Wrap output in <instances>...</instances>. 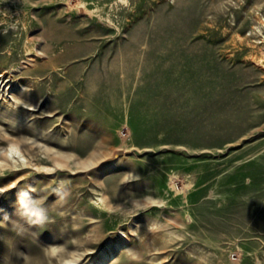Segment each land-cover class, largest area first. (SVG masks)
<instances>
[{"label":"rangeland","instance_id":"rangeland-1","mask_svg":"<svg viewBox=\"0 0 264 264\" xmlns=\"http://www.w3.org/2000/svg\"><path fill=\"white\" fill-rule=\"evenodd\" d=\"M261 49L264 0H0V264H264Z\"/></svg>","mask_w":264,"mask_h":264},{"label":"bare ground","instance_id":"bare-ground-1","mask_svg":"<svg viewBox=\"0 0 264 264\" xmlns=\"http://www.w3.org/2000/svg\"><path fill=\"white\" fill-rule=\"evenodd\" d=\"M215 32H217V30L215 28H213L210 32V35L206 37L208 39L210 55H213L212 56L213 58L216 57L215 61L224 65L225 66V67H223L224 69H229L230 64L235 65L236 63L240 64L243 68L245 66V62L242 61V57L240 55V54H242L243 49L239 48L238 50H236L234 52H231L228 54L225 53L228 51L227 49H225V46L228 45V42L227 41H224V42L220 41L221 34L219 36ZM221 33L223 34V32H221ZM222 37L225 39L227 37V34H225V36L222 35ZM240 42L241 43H239V44L243 43V41H240ZM261 51L263 54L260 57L257 58V56L252 55L251 58H252V60H254V62L256 64L264 67V51L262 49H261ZM256 71H258V70L256 69ZM247 81L250 83V85H257L261 82V81L258 82V76H256V75L250 77ZM9 149L11 152H17L18 151V149L16 147H14L13 145L10 146ZM61 163H64V162L62 161ZM7 166L10 167V164H8ZM108 166H110V164ZM15 171H16L18 176L20 174H22V172H23V170H16V169H15ZM15 182L16 181L11 182L10 187H13ZM7 189H8L7 186H0V191H2V190L5 191ZM107 253H108V249L102 250L101 254L97 258V260H98L97 264H107L108 259H109L107 257ZM70 261H72V259H67L66 262L68 263Z\"/></svg>","mask_w":264,"mask_h":264},{"label":"clouds","instance_id":"clouds-1","mask_svg":"<svg viewBox=\"0 0 264 264\" xmlns=\"http://www.w3.org/2000/svg\"><path fill=\"white\" fill-rule=\"evenodd\" d=\"M18 212L27 223L34 226H43L48 217L40 202L34 199L27 191H22L17 199Z\"/></svg>","mask_w":264,"mask_h":264}]
</instances>
